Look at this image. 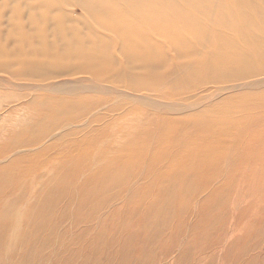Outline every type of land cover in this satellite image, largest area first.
Segmentation results:
<instances>
[{"label":"bare ground","instance_id":"bare-ground-1","mask_svg":"<svg viewBox=\"0 0 264 264\" xmlns=\"http://www.w3.org/2000/svg\"><path fill=\"white\" fill-rule=\"evenodd\" d=\"M0 264H264V0H0Z\"/></svg>","mask_w":264,"mask_h":264},{"label":"rangeland","instance_id":"rangeland-1","mask_svg":"<svg viewBox=\"0 0 264 264\" xmlns=\"http://www.w3.org/2000/svg\"><path fill=\"white\" fill-rule=\"evenodd\" d=\"M76 13H79V11H76Z\"/></svg>","mask_w":264,"mask_h":264}]
</instances>
